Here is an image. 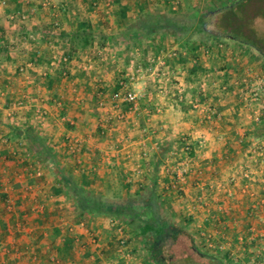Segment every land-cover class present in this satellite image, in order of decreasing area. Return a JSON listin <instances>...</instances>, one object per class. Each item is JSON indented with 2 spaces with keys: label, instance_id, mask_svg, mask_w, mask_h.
<instances>
[{
  "label": "rangeland",
  "instance_id": "rangeland-1",
  "mask_svg": "<svg viewBox=\"0 0 264 264\" xmlns=\"http://www.w3.org/2000/svg\"><path fill=\"white\" fill-rule=\"evenodd\" d=\"M42 1L43 0H27L28 4L25 6V9H27L28 11L27 10L17 11L12 9L10 10L7 4L6 3L3 4L2 0H0V25L4 27L3 32H6L5 35L3 36L5 39L8 40L7 51L10 54V56L12 55L11 58L8 59L6 58L5 55L8 54L7 52L4 53L3 55L0 54V151L2 152V155H7L6 153L10 152V149H13L12 144L14 143L11 141V139L13 141H17L18 139L17 137H14V135H11L10 137L6 136L5 134L6 130L7 128H9L8 121L18 120L19 127L22 125L25 126L26 122H24V118H28V117L30 118L31 116L36 120L40 119L41 127L52 129L54 128L53 125L54 122L52 123L51 121H53V118L51 120L49 117H53V115L55 116V113H58V111L60 112L62 110L61 107L66 106L67 108L68 105H70L69 107L70 110H72V112L74 111L77 112L78 106L77 105L75 106V104H77V101H80L83 98L85 100L89 99L88 103L90 102L89 103L90 106L80 105L78 112H80L82 115H87L86 119L95 118L96 117L95 113L98 114V112L100 113V117L103 114V117L101 118V120H98V122L92 120L86 124V129L90 130L88 134H90V137L94 142L93 145L97 144L96 142L97 139L94 140L93 138H96L98 133L99 135L103 134L102 132L98 131V128L104 129L105 131L104 135L106 133L108 134L110 133L109 136L112 139H114L115 144L120 145L119 147H122L127 143L129 144L130 142L136 140L137 131L140 132L139 134L143 132V130L140 129L139 127L140 123L142 126L144 125L146 127L145 132L151 131L152 132L151 135H153L154 137L171 133L172 132L171 130H177L180 131V133L187 132L190 133V135L193 134L196 136L195 137V140L197 141L196 145H199L197 155H194L192 157H185L183 155L180 156L181 155L180 153L177 155L176 152L174 153V156L176 158L174 161H172L170 158L169 160L166 161V163H168L170 167L169 168L170 170L167 172L168 175L166 181H163L166 183L165 185H163V187H165L164 191L165 192L167 191L166 194L168 195V197H170V199L168 200L166 207L164 206L160 209V213L163 219L179 227L184 232L183 236H181V239L174 246V248L173 249L171 248L169 250V252L171 253L172 260L174 261L173 264H221V263L228 264L229 261L232 260L231 258L235 259L236 262H240L241 264H264V216L261 218L257 217V219L251 220L252 225H255L256 232H258V237L256 236L254 240L250 239L252 243H249V240L248 242H244L246 243V245L250 244L251 246H255L257 248L255 251L247 250L248 252L250 251L253 252L252 257L246 254V251L241 249V247L239 248L238 246L233 251V254H231L232 249L231 250L224 249L222 247L217 248V246H211V245L208 246L204 243V239H209L208 243L216 244L215 240L212 241L213 237L212 236L207 237V233L205 235H202L199 231L194 230V227L191 225L190 222H185L184 220L191 216L190 213L194 214V212L196 211L199 214L194 218V220L196 223H202L203 212H200V210H203L204 207L206 206V204H203L202 201L203 199L202 195L206 192L205 188L200 190L203 192L200 193L199 197H195L196 198L195 201L190 202V200L194 198L192 196L195 195L192 193V191L195 190L194 188L197 187V185L192 184L193 182L190 185L188 184L183 185L180 184L182 183L181 181L180 183H178L179 181H177V184L171 183V181L174 179V176L177 174L176 171L178 170L177 169L178 166L181 165L183 162L188 161L191 167L193 165L191 164L193 163V160L197 161L198 159V162L205 161L204 157H207L206 155L207 150L216 149V148L218 149L229 141L230 143L228 144V146L231 148L232 153L228 154V158L225 161L233 162L238 160L250 165L251 169L241 170L243 174L242 176L248 180L247 183H250L249 180L250 179L253 180L252 177L258 175L256 177L260 178V181H262L264 185V142L262 143V141H264V138H262V140L260 139L261 140L260 143L257 140L254 141L250 140L249 145L244 147L241 143V139L243 138L242 127H244L245 125H249L251 123H255L257 119H259L260 114L264 111V61L262 54L255 49H245L235 41L230 40L228 38H223L219 44V47H221L223 52L222 55H216L214 50L211 51L210 54L204 55L202 61L205 63V66L206 65L208 66V71L202 76H200L201 75L200 73L199 77L195 78V80L193 79L192 82L194 83V85H197V87L200 83L202 84L204 89L208 92L207 99L204 102L199 103L195 99L191 100V98H193L192 96H190L191 94L188 95L185 93L183 94L185 95V97L182 98L183 100L180 97H179L180 100L178 99L179 100L178 102H183L184 103L183 105L189 109V111L187 112L188 122H186L188 123L187 124L188 127L187 125H185L186 123L180 124L181 122L177 121L178 118L179 120L181 119L176 112L178 111V109L180 111L183 110L178 107L175 109V107H173L174 105L172 104L173 103L172 101L175 99L174 94H172L173 92L172 84L174 83L175 80L171 77L170 73L168 72L169 67L168 69L164 67L167 64H162L160 62L163 60V58H160V56L163 55L164 53L160 52L159 48H154L152 46L153 43L148 41L147 43L146 42L143 43L140 47L138 48L136 47L130 50L129 53L127 52L118 53L117 59L120 60L113 61V59L115 58H108L102 63L99 62L98 64V62H96L99 67L98 69L102 68L104 69L102 71L105 72L104 74H102V71L99 73L100 78L103 79L104 77H110L112 80L113 77L117 79V77L121 75L119 71L117 73V66L118 65L121 66L124 64L123 59L125 57H128V55L131 57V60H129L130 63L136 64V62H138V65L136 66L140 68V71L136 72L135 77L131 80L132 81V85L130 84L132 87L131 90H134L138 95H140V97H143L145 90L147 89L150 91L155 90V95H157L156 99L162 104V106L159 107L160 112L155 113L161 117L159 118L158 122L155 121L152 124L150 123L149 120H147V118H145L144 114H140L136 117L138 121V123L136 124L135 122H133V120H123V118L118 117V113H126V111H123L125 109H120V111L114 109L112 112H110L105 116L103 113V111L105 110L100 109L101 107L96 105L98 101L90 99L89 93L91 89L88 85H86L87 87H85V84H83V81H85V79L83 72H81L82 67L83 68L84 66H86L87 68L89 67L88 61L90 60L88 59L75 58V62H74L75 66L72 67V64H70L71 68L68 69L69 71L70 70L72 71L71 74L68 77L59 79L60 81L55 82V84H64V87L61 88L55 85L54 89H50V87L47 85L48 75L45 74V72H47L48 74L49 73L52 74L54 77L56 76V70L60 69V67L56 63L57 58H55V54L59 56L62 50H64L63 47L65 46V43H67L65 40L59 39L57 36L51 37L52 35H50L49 37H38L34 33H32L34 36L37 37L36 47L28 50L29 48L25 49V47L20 45L18 48L12 46L13 43L19 41V39H21L20 37L23 36V35L19 36L20 29L22 26L25 27L26 29L36 30L38 28H41L42 25L47 24V22H50L52 25L53 15L51 13H53L55 9L58 11L59 19H61L64 28L66 29L71 28V21L69 20L66 21L67 20L66 11H69L71 13V10L73 8H76L75 6H73V4H76L78 0H51L52 3L50 5L52 6L49 5V7L43 6ZM87 1L88 0H82V3H87ZM234 1L236 0H190L191 5L194 4L195 7L198 8L200 12L206 9H210L211 7L220 6L223 3L224 4L231 3ZM61 4L64 5L65 13L63 9H60ZM151 4H152L151 7L155 6L152 2ZM146 5L150 8V5L148 3ZM87 6L88 5H86V7ZM29 7H31V10H29L30 9ZM176 7L177 6H174L175 9ZM174 8L172 11H176L174 10ZM178 9L180 10L181 6H179ZM64 14H66V16H64ZM245 16L246 17L244 18L246 19L245 21L246 26L249 27L250 30L254 33L255 37L253 40L255 41V44L260 46L264 50V0H254L253 3H250V5L248 6L247 14ZM65 17L66 20L64 19ZM101 23L105 27V28L101 27V30L103 29L107 30L110 27V25L106 22H103V20H101ZM113 25L115 26V29L117 31H119V29L121 28L119 26V22L114 23ZM215 26L216 23L214 25V28ZM195 37L200 38V37H205V35L204 34L195 35ZM49 39H51V44H47L48 43L47 40L49 41ZM207 42H208L207 44L210 43L211 45L215 46L213 40L209 39L207 40ZM161 44L162 42H159L158 45ZM174 45L176 46L174 47ZM176 47L177 44H175L174 42H169V47L166 49L167 51H165V53L167 55L168 54L171 55V53L175 51L174 49H176ZM35 49H39L38 50L39 54H42V57L45 58L47 63H45L44 61L41 62V64H35L38 67L37 71L34 70V67L25 69L23 72L19 71L18 66L30 61L28 59L30 52H32ZM157 54H159L160 56L156 57L155 55ZM89 55L94 58L96 56L94 52L90 53ZM169 55L167 56L169 58L168 60H170L171 58ZM49 56H51L50 61L49 59H47L49 58ZM97 57L98 56H96L95 60H97ZM13 58L15 60H13ZM48 61L50 62L49 64L52 66L48 65ZM228 63L230 64V66H232V69L235 68L233 71L228 72L223 68L224 65ZM77 66L80 69V71H78L77 73V81L78 82L80 81L78 87L77 84H74L75 82L73 84L72 83L69 84V81H73L72 80L73 78L71 79V77H74V73L75 71H77ZM106 67H108L107 68L108 70H105ZM163 70L165 71L163 72ZM89 75H87V77H89ZM93 75H95V78L100 82V80L96 77L97 74H93ZM31 77H34L33 79L35 80H30L33 82H28V80ZM91 79L92 82L96 81L93 80V78ZM107 79H108L107 81H109V78ZM37 85L40 87L39 92L37 91L34 92V90H36L35 86ZM110 87L114 88L115 83L114 84L111 83ZM110 87L106 91L107 92L106 97H109L112 91H114V89ZM35 100L40 101V104H38L39 106H32V104L33 105L35 104ZM64 100L68 105L63 104ZM110 100L112 101L113 99L111 98ZM141 101L142 98H139L138 99L139 105H141ZM20 102L22 103L19 104ZM185 102L187 103L185 104ZM195 102L198 103V105L196 104L197 107L193 106L189 108V103H195ZM212 106L213 109H211ZM183 113L185 112L183 111ZM207 113L208 115L210 114L212 116L211 119L209 118L206 119L203 116L204 114ZM189 124L193 125V127L189 126ZM58 125L60 127H63L62 123L60 124L58 122ZM58 125L55 127L59 128ZM82 125L83 123H81L80 126ZM137 125L139 127L138 129L136 128ZM121 137L126 139L128 142H125L124 140L119 141L118 139H121ZM74 138H77V135L72 137L69 136L66 139L65 151H67L66 147L68 141ZM92 141L91 143H93ZM7 145H11L10 149L9 147H6ZM93 145H89V147H91L90 150L93 149ZM19 146H21L20 147L21 149L18 147L20 149L18 151L19 159L24 155L28 154L27 153L28 151H33L32 147L28 145L23 144ZM134 147H136V145H130V148H134ZM112 149H115L114 145ZM174 149L176 150L177 147ZM132 151L134 152V154L126 158L125 160L126 161L128 160L127 162L131 163V165L134 164L135 167L138 166L137 168H140L142 172L137 174L133 170V168L129 169L131 172H135L129 176L131 177V180L134 181V184L131 188V192L130 193L125 192L124 190L125 187H123V185L121 184V175L124 174L125 172L122 173L115 172L119 168L118 164H115L114 172L112 173L113 175L112 179L114 180V185L109 186V188L108 187L104 188V186L100 185L96 190L99 192L104 191L105 198L110 203H123L127 200H131L136 203L141 202L140 199H137L133 196V193H135V191L137 190L136 183L140 181L142 182L144 179H146L149 170L145 171L144 169L149 167L150 158L145 159L142 157L143 149H137L135 151L131 150V152ZM18 152L16 156L18 155ZM63 153L65 154V157L68 159V161H72V159H76L77 156L81 157L80 155L81 151H79L77 155H70L68 152L67 153L63 152ZM11 156L13 155L11 154ZM95 158L96 157H94L93 159ZM33 159H31L32 164L36 163L35 154L33 155ZM120 159L121 160L119 159L118 160L119 161L123 160L122 158ZM0 163H2V165L5 164L7 171H9L8 174L5 173L6 177H9L10 175L16 176L15 172L19 173V169L17 170V166L16 169H12L7 166V163L4 160H2V162ZM19 165H20V171L24 172L25 171L24 162L21 161ZM29 167L31 168V166ZM75 168L77 170V167ZM43 176L34 177L33 175L32 178H28V180L26 181H28V186L30 185V188L28 187L29 190L24 191V194L30 196L29 210L32 209L31 211H34L35 215L44 214V212L38 210L37 207L39 204L43 205V209L46 213H51L54 215V217L50 218V220H46L44 219V216H42V219L46 222L47 229L45 228L43 230V224L40 225L39 227V231L40 230L44 231L47 234V236H49V232H50L49 229L53 230L57 228L59 230V234L56 236L55 241L53 243L51 241H48L49 244H52L51 246V249H53L52 251L56 252V250H54L55 247L65 243L66 240L61 241L58 239V237L62 233H64L62 235H64L66 238H71V235L68 234V230H67L68 229L67 225L69 223H75V222L78 223L79 221H84L87 225L86 227H88V230L82 228L81 226L77 228V234L78 235L82 234L83 237L77 241L75 240L76 242L75 244L77 248V254H76L77 257H74L73 260L71 259L70 260L75 264L78 263L79 264H125L126 259L123 256L125 250H122L123 248H121L120 250H118L119 248H116L112 256L101 255L99 261H95L96 258L95 259L91 258L90 261L84 263L83 261L84 257L82 255H84L86 249L94 250V256H97V254L99 255L101 253L100 246L103 247L104 245H106L110 238L112 241L113 240L116 241L117 235H115L114 232L112 233V229H110V225L108 222H104L101 220L102 217L100 218L96 217L95 219L92 220L91 219L78 220L75 217V212L71 205L66 204L63 206L60 205L58 206L57 204L60 203V200L58 199L56 201L53 200L55 199L54 197L56 196L52 191V187L51 188L48 187L47 189L41 188V191L36 190L35 186H37L38 181L42 182ZM3 178L5 179V176H3ZM188 178L190 180L194 179L195 171L191 172L190 170L189 174L186 176V180H188ZM8 180L9 182H13L15 178L9 177ZM241 180H243L242 177ZM19 183L20 182L12 183L13 188L9 189V191H11V194H13L14 190H17L18 187L20 188V190L23 189V187L21 186L22 184ZM173 184L175 186H173ZM166 185H168L169 187ZM40 186L42 185L40 184ZM254 186H255L254 184L251 185L250 187L245 186L242 191L246 193H249V191L254 193V191H256L258 194L264 196V186L259 187L260 185H258L256 186L257 189L256 187L254 188ZM31 187L32 189L34 188L32 195H30V192H32ZM231 190H233L232 187ZM210 194L213 195L214 193L210 192ZM16 197H18V194L15 193L14 201H16L17 199ZM39 197H43L44 200L40 201ZM213 198L210 199L207 205L214 203L213 206H211L212 209L213 208L217 209L219 207L218 209L221 210V207H224V204L220 202L221 200L219 201V199L222 198L221 195L216 194L214 195ZM29 202L26 201V203ZM32 203L35 205L33 208H32ZM228 203H229L228 204L229 207L227 208L229 209L228 211L233 212V210H237V206L239 205L235 201L232 202L229 200ZM258 207L261 210L264 209V200H259ZM261 213L263 212L261 211ZM35 215L33 214V217ZM221 219L222 220L216 219V221H214L215 219L211 218L209 221H206L207 222L206 225L207 227L213 230L216 229L223 232L222 237L224 240L222 243L218 244V245L221 244L222 246L226 244L225 242L226 240L227 241L231 240L229 237L233 238V233H235L238 229H241V227L242 228L248 227L247 223L248 220H250L247 218H238V217L237 218L232 217L230 219L228 218L226 219L221 218ZM217 221L219 223L221 222L222 224L217 225ZM243 221H245V223ZM32 222L33 221L28 219L24 227L22 225V227L27 228V230L26 231L24 230L23 232L22 229V231L19 234L16 232L17 235H22L21 237L23 238L22 241L24 244L27 243V245L28 243H31V241L34 238L33 233L29 232L28 230L29 228L32 227L31 226ZM64 222L67 224H65ZM125 229L127 236H129L131 242L130 248L132 249L133 252L129 258L130 259L129 264H152L153 261L151 260L148 254V251L146 249L147 246L145 244L144 239H141L140 237L131 236L132 229L130 226H127ZM202 236L203 237L205 236V238H202ZM192 246L195 247V249H192ZM54 252H50L51 254L45 256V258L49 257L48 259L50 261V264H54L57 261V259L60 260L59 258L60 256H57ZM230 254L231 257L229 258ZM39 256H42L41 253L39 254ZM39 256L37 257V259L39 258ZM37 259L26 260V258H24L26 263H29V261H31L30 264H37ZM20 262L21 264L23 263L22 261ZM14 264H18V261L14 262Z\"/></svg>",
  "mask_w": 264,
  "mask_h": 264
},
{
  "label": "crops",
  "instance_id": "crops-1",
  "mask_svg": "<svg viewBox=\"0 0 264 264\" xmlns=\"http://www.w3.org/2000/svg\"><path fill=\"white\" fill-rule=\"evenodd\" d=\"M175 1H178L180 3V0H174L172 7L178 6L179 3L175 4ZM187 1L190 2V0H187ZM90 2L92 4H89V6H87V7H86L87 3H82V0H78V2L76 4H73V6H75L76 8L72 7L73 9L71 10V13L68 12L67 20H66V17L64 18L66 21H68V20L71 21V28H69V29L64 28L62 21H60L61 28L64 30H71V29L75 28L73 26L76 25V23H75L76 18L75 17L77 16V12H78L80 14H84L85 18L90 17L92 23L95 25V28L97 30H101V27L103 25L101 23V20H103V22L108 23L110 25V27L107 30L106 29L102 30V31H105L108 33L111 30L112 31L115 30V26L113 24L118 22L117 21L118 18L115 19L116 17H114V14H113L117 8H118V10H119V7L124 8V10L126 9L127 12L129 14H131V13H135V11L137 12V11H141V10L142 11L147 10L149 8L146 5L147 3L149 5L151 4V2L154 4L153 0H124L123 3H121V5L120 4L114 5L111 0H90ZM166 5H167V3L164 2V0H163V1H160L157 6L164 9ZM151 6H152V4L150 5L149 9L154 8V6L153 7H151ZM76 10H77V12H76ZM64 16H66V14H64ZM50 24H51L50 22H47V24H44V25L49 26ZM44 25H42V26H44ZM51 37H56V36L52 35ZM47 42H48L47 44H51V39H49V41L47 40ZM171 42H173V41H171ZM65 45H67V43H65ZM122 46H123V43H121V47ZM175 46L176 45H174V47ZM116 48H117V46L115 47V45L112 44L109 40L105 44V47H100L99 45H97V42L94 41L92 47H89L85 50H80L74 54L73 59L71 61L72 67L75 66L74 65L75 58L76 59L82 58V59L90 60V61H88L89 67L87 68L86 66H84V68L82 67V69H81V72H83L84 79H85V81H83V84H85V87H87L86 85H88L90 87V89H92L93 91H95L97 89H103L104 90L103 95L100 94V98L99 97L98 98L103 99L105 101L106 107L99 105V99L97 100L98 102L96 105L100 106L101 107L100 109L105 110V111H103L105 116L107 114H109L110 112H112L114 109H116L117 111L118 110L120 111V109H125V110H123V111H126V113H124L125 115L123 117V120H133V122H135L137 124L138 121H137L136 117L140 114L145 115L148 112V110H147L148 105L154 104L155 108L153 109V111H151V115H150V117L149 116L147 117V120H149L150 123H152V124L155 121L158 122L159 118H161V117L155 113L160 112L159 107H161L162 104L156 99L157 95L155 96V99L144 97V99H142V101H141V105H139L141 107H139V110L136 113L129 112L128 108H125L123 106L124 102H122L120 99H114L113 98L116 93H120V91L123 90L122 87L120 89L116 90L117 85L121 84V82H123V81H124V83H126V85H128V88L130 86L129 90H131V88H132L131 87V85H132V81H131L132 80V77H131V69L132 68L131 67H134V68L138 67V66H136V65H138V62H136V64L129 62L128 65H124V64L121 66L118 65L117 66V73L119 71L121 75L118 76L117 79L115 77H113V80L110 77H104L103 79L100 78L99 73L104 69H102V68L98 69L99 67H98L96 62H98V64H99V62L102 63L105 60H107L108 58H115V59H113V61L120 60V59H117L118 53L115 52ZM108 50H109V52H108ZM202 50L203 49H201V53L199 56L197 53L198 61H202V58L204 57V55L207 54V53L205 54ZM92 52H94L95 55L98 56L97 60H95L96 56L94 58V57L89 55ZM173 52L178 53V51H176V50ZM132 54H133V51H132ZM168 55L166 53H164L161 56L159 54H157L155 56L156 57L160 56V58H163V61H164L163 64L168 65V66L165 65L164 67L166 69H168V67H169L168 72L170 73L171 77L175 80L174 83L172 84V90H173L172 94H174V96H175V99L172 101L173 102L172 104L174 105L173 107H175V109L177 107L182 109L181 105H180L181 102H178L180 100L179 97L181 98V96L184 93L188 94V95L191 94L190 96L193 97V98H191V100H193L197 96V93L195 92V90H197V85H194V83L192 82V80L193 79L195 80V78H190V77L188 78V76H187V69L190 67L192 62L190 63V61H188L187 64L183 65V64H181V62H179L180 61V57H179L180 55L179 54L177 55L175 53L174 54L171 53V55H169L171 57L170 60H168L169 59L167 57ZM172 56H175V57H172ZM49 57H50V59H49V61H50L51 56H49ZM160 58H159V60H160ZM13 60H15V59L13 58ZM130 60H131V57H130ZM191 60H194V59H191ZM49 61H48V65H50ZM45 63H47V62L45 61ZM203 65L205 66L204 62H203ZM50 66H52V65H50ZM107 68L108 67H106L105 70H108ZM34 70L37 71L38 67L35 66ZM78 71H80V69L77 66V71H75L74 77H71V79L73 78L72 79L73 81H69V84L70 83L73 84L75 82L74 84H77V87L80 84V81L79 82L77 81ZM164 71L165 70H163V72ZM207 71L208 70L201 72L200 76L207 73ZM104 73L105 72L102 71V74H104ZM93 74H97L96 77L100 80V82L95 78V75H93ZM50 75H52V74H50ZM87 75H89V77H87ZM134 77H135V74H134ZM33 78L34 77H31L28 80V82H33V81H30V80H35ZM91 78H93V80H96V81L92 82ZM107 78H109V81H107L108 80ZM104 80H106V81H104ZM111 83L112 84L115 83L114 88L110 87ZM55 85L57 87H61V88L64 87V84H55ZM35 87H36L35 88L36 90H34V92L35 91L39 92L40 87L38 85ZM109 87L114 89V91H112L111 95L109 96L110 99L112 98L114 101L113 100L111 101L109 99V97H106V95H107L106 91L108 90ZM37 97H38V95H37ZM35 98H36V96H35ZM88 100L89 99L85 100L83 98L80 101H77V104H75V106L76 105L78 106L77 112H75V111L72 112V110H70V107H69L70 105H68L64 100L63 104L68 105V114L65 116H62V115H60V112L58 111V113H55V116L53 115V117H49L51 120L53 118V121H51V122L52 123L54 122L53 123L54 128H52V129H47V128L41 127L40 126V124H41L40 119L36 120L35 118H33L31 116H30V118L29 117L24 118V122H26L25 123L26 125L25 126L22 125L20 127L21 128L24 127L23 129H25L29 126H33V127H35V130L37 133L44 134L48 138H50L52 143L55 145L57 151L59 152V157H60L61 163H63L69 170H71L77 179H82L83 176L85 175L87 180H88V183H89L88 185L90 188L97 190L98 186H100V185L104 186V188L105 187L109 188V186H113L114 180L112 179V177H113L112 173L114 172L115 164H118V167H119L115 171L116 173L117 172H120V173L125 172L124 174L121 175V184L123 185V187H125L126 184H128L129 182L132 181L131 177H129V176L132 175L133 173H135V172H131L129 169L133 168V170L135 171L136 168L138 167V166L135 167L134 164L131 165V163L127 162L128 160L127 161L125 160L126 158H128L134 154V152L133 151L131 152V150L135 151L137 149H147L149 151V156H150L157 149V144L161 140H163V138L165 136H167V134H163V135L154 137L153 135H151L152 134L151 131L145 132L146 127H142V125L140 123L139 127L142 130L144 129L143 132L141 134H139L140 132L137 131L136 140L130 142L129 144L124 143L125 145H123L122 147H119L120 145L115 144L114 139H112L109 136L110 133L109 134L106 133L105 135H104V133L102 135H99V133H98L96 138H93L94 140L97 139L96 140L97 144L93 145L94 142L92 141L90 134H88V132H90V130L86 129V124L92 120L98 122V120H101V118L103 117V114L100 117V113L98 112V114L95 113V116H96L95 118L86 119L87 115H82L80 112H78L80 105L90 106L89 105L90 102L88 103ZM186 103L187 102H185V104ZM38 104H40V101L35 100V104L34 105L32 104V106H39ZM190 104L191 103H189V105ZM176 113H177V115L180 116L181 120H179V118L177 119V121L181 122L180 124H184V123L188 122L187 121L188 120L187 119L188 113H186V112L183 113V111H180L179 109ZM105 116H104V119H105ZM8 122H9L8 123L9 128H7L5 134L7 137L8 136L10 137L11 135H13V129L19 127V123H18V120L17 121L12 120V121H8ZM58 122L60 124L62 123L63 127H60L58 125ZM69 123L71 125H73L72 128H70L68 126ZM81 123H83L82 126H80ZM187 124L188 123H186L185 125H187ZM57 125L59 126V128L55 127ZM189 126L193 127V125H191V124H189ZM80 127H82V128H80ZM139 127L137 125L136 128L138 129ZM187 127H188V125H187ZM83 129H85V130H83ZM134 129H135V127H134ZM81 131H83V132H81ZM98 131L103 132L104 129L98 128ZM92 132H94V131H92ZM22 133H23V131H20V134H22ZM75 135H77V139L80 141V144H79L80 150L79 151H81V154H80L81 157L77 156V163H76L75 159H72V161H68V159L65 157V154L63 153V152H65V145H66L65 141H66V139L69 136L72 137ZM173 135L175 138H178V139L186 137L189 141H192V142L197 144V141L195 140L196 136L193 134L190 135V133H187V132L180 133V131H176L175 133H173ZM127 137H128V135H127ZM122 138L123 137H121V139H118V140L119 141L124 140L125 142H128L126 139H124V138L122 139ZM11 141L14 143V144H12L13 149H10L11 145H7L6 147H9L10 152H7L6 154L7 155L12 154L14 156V160H15V163L17 166V170L19 169V173L15 172L16 176L10 175L9 177L15 178V180L13 182H20L22 184L21 186L23 187V189L20 190V188L18 187L17 190H14V192L12 191L13 194H11V191H9V189L13 188V186H12L13 182H9V180H8L9 177H6V175H5V173L6 174L9 173V171H7V169H6V165L5 164L2 165V163H0V165H1V168H0V264H14V262H17V261H18V264H21L20 261L23 262L22 264H30L31 261H29V263H26L24 258H26V260L27 259H35L36 260L40 253L42 256H39V258L37 259V264H47L46 260H45V256L51 254L50 252H54V251H52L53 249H51L52 244H49L48 240L44 239L45 237H47V234L42 230L39 231V227L42 224H43V230L46 228V222L42 219L43 214H41V215L36 214L35 215L34 211H31L32 209L29 210L30 209V202H29L30 196L27 194H24V191L29 190V188H30V185L28 186V181H26V180H28V178H32V176H33L32 173H33V170L36 168V165L37 166L40 165L37 163H33V164L31 163V159H33V155H34V151H35V146H33V144H31L32 145L31 146L30 141L26 138H18L17 141H13L11 139ZM91 141L93 143H91ZM226 143H227V147H225ZM226 143L218 149L216 148V149L207 150V153H206L207 157H204L205 161L198 162V159H197V161L193 160V163H191V164H193L191 166V172L195 171V178L191 179L192 181L188 178V180H186V182L180 183V181L177 179V176L175 175L174 179L171 181V183L177 184V181H179L178 183H180V184L190 185L193 182L192 184L197 185V187L194 188L195 189L194 191H196V192L192 191V193L195 195L192 196L194 198L191 199L190 202L195 201V199H196L195 197H199L200 193L203 192L200 190L205 188L206 192L202 195L203 199L201 198L203 201V204H206L204 209L200 210V212H203L202 223H196L195 222L194 218L196 216H198V214H199L196 211L194 212V214L190 213L191 216L189 218H190L191 225L194 227V230L199 231L202 235H205L207 233V237L212 236L213 237L212 241H214V240L216 241V244H211V243H208L209 239H204V243L206 245L217 246V248L222 247L224 249H230V250L232 249L231 254H233V251L238 246L239 248L241 247V249L246 251V254H248L249 256L252 257L253 252H251V251H253V250L255 251L257 248L255 246H251L250 244L246 245V243H244V242H248V240H249V243H252V241H250V239L254 240V238L256 236L258 237V232H256L255 225H252L251 220L257 219V217L261 218L264 216V209L261 210L258 207L259 200H264V196L261 194H258L256 191H254V193H252L251 191H249V193H246V192H243L242 190L244 189L245 186L250 187L253 184L255 185L254 188L258 185H260L259 187L264 186V185H263V182L260 181V178L256 177L258 175H255V177H252L253 180L250 179L249 180L250 183H247L248 180L242 176L243 174H242L241 170L251 169L250 165L243 163L241 161H238V160L233 161V162L232 161H225L228 158V154L232 153L231 148L228 146V144L230 142L228 141ZM23 144L32 147L33 151L27 152L28 154H26V155L28 157L26 155H24L23 157H21L19 159V152L18 151L21 149L20 148L21 146H19V145H23ZM89 145H93V149L90 150L91 147H89ZM113 145L115 146V149H112ZM130 145H136V147L130 148ZM176 146H177V144L174 146V148H176ZM15 147H17V148H15ZM198 147H199V145L195 146V155H197ZM17 152H18V155L16 156ZM62 154H63V156H62ZM7 155H3L2 158H4V156H7ZM94 157H96V158L93 159ZM23 158H25V159H23ZM120 158H122L123 160L119 161V160H121ZM79 160H80V163L78 162ZM21 161L24 162V164H25V166H24L25 171L23 170L24 172L20 171V165L19 164L21 163ZM33 161H34V159H33ZM29 166H31V168ZM75 167H77V170ZM169 168L170 167H169L168 163H166L165 165H163L162 169L159 171V173H160V185L162 187H163V185L166 184L163 181H166V178L168 175L167 172L170 170ZM149 169H150V165H149V167H147L144 170L147 171ZM44 171H45V169H44ZM141 172H142V170H141ZM44 175H46V171H45ZM3 176H5V179L3 178ZM241 177L243 178V180H241ZM189 180H190V182H189ZM132 182L134 184V181H132ZM40 184L42 186H40ZM174 184H173V186H175ZM52 185H53V179L45 178L43 180V178H42V182L38 181L37 186H35V189L38 191H41V188H43V189L44 188L47 189L48 187L51 188ZM166 186H168V185H166ZM231 187L233 188V190H231ZM251 188H253V187H251ZM256 189H257V187H256ZM31 190H32V192H30V195H32L34 188L32 189V187H31ZM124 190H125V192L127 191L126 189H124ZM102 192H104V191H102ZM210 192H212L214 194L211 195ZM15 193L18 194V197H16L17 198L16 201H14L15 200ZM216 194L221 195V197H222L221 199H219V201L221 200L220 202L222 204H224V207H221V210L218 209L219 207L218 208L216 207L217 209H215V208L212 209L211 206H213L214 203L207 205L209 203L210 199L213 198L214 195H216ZM262 196H263V198H262ZM54 198L55 199H53V200L56 201L57 196ZM39 200L42 201V200H44V198L39 197ZM229 200L232 202L235 201L239 205V206H237V210L232 209L233 212L228 211L229 209H227V208L229 207V205H228ZM26 201H28L29 203H26ZM25 203H26V205H25ZM66 204L72 206V203L70 200L60 201V203L57 205L63 206ZM34 206L35 205L32 203V208ZM261 211L263 213H261ZM42 212L45 213L44 210ZM33 214L35 215L34 217L37 218L38 220H36L33 217ZM31 217H32V219H31ZM232 217L250 219V220H248V223L246 221L248 227H246V228L241 227V229H238L235 233L232 232L233 238L229 237L231 239L230 241L226 240L225 241L226 244L223 246L221 244L218 245L219 243H222L224 240L222 237L223 232L216 230V229L213 230V229L207 227L206 221H209L211 218L215 219L214 221H216V219L222 220L221 218L230 219ZM3 218L5 219V222H7V227L4 229H2V227H1V223H2L1 221ZM28 219L33 221L31 223L32 227L29 228L28 230H29V232L33 233V235H34V238L31 241V243H28L29 246L27 245V243L26 244L23 243V241H22L23 238H21L22 235H17V233L19 234L22 231V229H23V232H24V230L25 231L27 230V228H23V227L26 224ZM108 219H109V217H102L101 218V220L104 222H108ZM36 221H38V222L36 223ZM39 221H41V223H39ZM243 222L245 223V221H243ZM218 223L219 222L217 221V225L222 224L221 222L219 224ZM22 225H23V227H22ZM210 230H211V232H210ZM39 232L42 233V235L40 237L42 238L43 241H39L38 243H35L36 239L39 237V235H38ZM202 238H205V236L204 237L202 236ZM32 242H33V244H32ZM247 250H251V251L248 252ZM231 254H230V256L228 255L229 258L231 257ZM15 259H17V260H15ZM231 259L232 260L229 261V264H238V263L240 264V262H236L235 259H233V258H231ZM65 261L66 262L64 263V261L57 259L56 264H75L71 260H68V261L65 260ZM152 261H151V263H152ZM33 263H34V261H33ZM152 264H158V263L153 261Z\"/></svg>",
  "mask_w": 264,
  "mask_h": 264
},
{
  "label": "trees",
  "instance_id": "trees-1",
  "mask_svg": "<svg viewBox=\"0 0 264 264\" xmlns=\"http://www.w3.org/2000/svg\"><path fill=\"white\" fill-rule=\"evenodd\" d=\"M111 1L114 5H121L124 0ZM160 1L153 0L155 4L153 9L135 11V13L131 14H129L126 9L124 10V8L119 7V10L117 8L113 14L116 17L115 19L118 18L117 21L121 27L119 31L115 29L107 33L102 30H97L90 17L85 18L84 14L77 12V16L75 17L76 25L73 26L75 28L71 30H62L61 23L58 25H44L36 30L26 29L22 26L19 36H25L32 33L38 37H49L50 35H53L67 42V45L64 46V50H62V54L66 55L68 60L63 61L61 56L56 61L60 67V69L56 70V76L54 77L53 75L47 74V85L50 89L55 88V82L60 81L59 79L68 77L71 74V71L68 69L70 68L74 54L80 50L92 47L94 41H96L100 47H105V44L109 40L115 45V47L117 46L115 49L116 53H129L130 50L136 47L138 48L148 41L153 43L152 46L154 48H159L160 52L165 53V51H167L166 49L169 47V42L173 41L178 46L175 50L178 51V54L180 55L179 62L183 65L187 64L188 61H190V63L192 62L187 69L188 78H198L201 72L208 70V66L205 67L202 61H198L197 59V53L199 56L201 49H203L202 51H205V54H210L213 50L216 55L223 54L221 47H219L220 41L223 38L233 40L245 49L257 50L262 54L264 61V50L255 44V41L253 40L255 37L254 33L246 26V19L244 18L246 17L245 15L247 14L248 6L250 3H253L254 0H236L231 3H223L220 6L211 7L210 9L201 12L194 4L191 5L187 0H180L176 9L172 7L174 0H164V2L167 3L165 9L157 6ZM89 2L90 0L87 1L88 6L89 4H92ZM5 3L10 10L17 11L26 10L25 6L28 4L27 0H5ZM179 6H181L180 10L178 9ZM29 8V10H31V7ZM173 8L176 11H172ZM60 9H63L65 13L63 4H61ZM66 12V14H68L69 11ZM215 23L216 26L214 28ZM102 28H105L104 25H102ZM3 29L4 27L0 25V54L2 55L6 52L8 53V40L3 36L6 33L3 32ZM202 34H204L205 37H195V35ZM209 39L214 41L215 46L210 43L207 44V40ZM159 42H162V44L158 45ZM121 43H123L122 47L120 46ZM8 54L5 55L6 58L9 59L12 55L10 56V54ZM28 59L34 64H41V62L46 61L45 58L42 57V54H39L38 49L30 52ZM47 59H50V57ZM191 59H194L195 61ZM123 60L124 65H128L130 56L128 55V57H125ZM223 68L228 72L235 69L234 67V69H232V66H230L229 63L225 64ZM121 87L122 84L117 85L116 90ZM153 91L148 89L145 90L143 97L140 98L144 99V97H147L155 99V90ZM195 92L197 93V96L195 97L197 102H204L207 99L208 92L204 89L201 83L198 85ZM103 93V89H97L95 91L91 89L89 97L90 99L97 101V99L100 98V94L103 95ZM183 97H185V95H182L181 99ZM180 104L182 110L187 113L189 109L183 105V102ZM123 106L128 108L129 103L124 102ZM190 106L193 107V103L189 105V108ZM61 108L60 115H67L68 107L66 108V106H64ZM154 108V104L148 105V112L145 114V118L151 115V111H153ZM211 109H213V106ZM68 126L70 128L73 127L70 123ZM142 127L145 126L143 125ZM242 128L243 138L241 139V143L243 147L248 146L250 140H257L260 143L262 138H264V111L260 114L259 119H257L255 123L245 125ZM20 131H23V133L20 134ZM171 131V133H167V136L157 144V149L150 155V169L146 179L142 182L140 181L136 183L137 190L133 193V196L140 199V203L131 200H127L123 203L108 202L105 198L104 192H99L89 187L85 175L82 179H77L72 171L61 163L59 152L51 139L44 134L37 133L35 127L29 126L25 129L21 127L14 128L13 135L17 138H26L30 141V144L35 146L34 154L36 163H39L41 167L45 169L47 175L43 176V180L45 178L53 179V193L60 201H71L76 219L92 220L96 217L114 218L117 219L120 225L124 228L127 226L131 227V236L140 237L146 242L147 238L150 236L149 234L160 232L161 227L167 222L162 218L160 209L164 206L166 207L170 197L166 194L167 191H164L165 187L162 189L160 185L159 171L169 158L172 161L176 159L174 156V153L176 152L177 155L180 153V156L183 155L185 157H192L195 155L196 143L192 141L189 142L187 138H175L173 133L177 130ZM263 142L264 141H262V143ZM176 144L177 149L175 150L174 146ZM187 146L188 149H185ZM65 152L67 153L68 151ZM2 156V152L0 151V162L4 160L8 167L16 169V163L13 156H5L4 158H2ZM132 186V181L126 184V192L130 193ZM43 216L46 220H50V218L54 217L53 214L46 212ZM35 219L38 220L37 218ZM184 220L185 222H190V218ZM1 222L2 229L6 228L7 222H5L4 218ZM37 222L38 221H36V223ZM39 223H41V221H39ZM49 230V236L44 239L53 243L59 230L57 228ZM38 235L39 237L36 239L35 243L43 241L40 237L42 233L39 232ZM82 237V234H77L78 240ZM75 238V236H71V238L66 239L64 244L55 247L54 250H56V252L54 253L57 256H60L59 258L60 260L62 259L61 261L66 259L67 261L70 259L73 260L74 257H77ZM116 244V241H112L110 238L106 245L103 247L100 246L101 253L99 255L97 254V256H94V250L86 249L84 255H82L84 257V263L90 261L91 258H96L95 261H99L101 255L112 256L116 250ZM48 258L46 257L45 260L50 264ZM65 262L66 261H64V263Z\"/></svg>",
  "mask_w": 264,
  "mask_h": 264
},
{
  "label": "built area",
  "instance_id": "built-area-1",
  "mask_svg": "<svg viewBox=\"0 0 264 264\" xmlns=\"http://www.w3.org/2000/svg\"><path fill=\"white\" fill-rule=\"evenodd\" d=\"M42 5L45 6V7H49V5L52 3L51 0H43L42 1ZM2 3L5 4V0H2ZM179 2L178 1H175V4H178ZM52 6V5H50ZM55 8V6H54ZM53 8V9H54ZM57 10L55 9V11H53V13H51L53 15V24L55 25H58L60 24V19H59V14H58V11L56 12ZM58 17V18H57ZM21 39H19V41L13 43V47L15 48H18L19 45L20 46H23L26 48H29L28 50L34 48L37 46V37L34 36L33 34H29V35H23L22 37H20ZM37 50V49H35ZM32 51V50H31ZM34 51V50H33ZM205 52V51H203ZM177 54L176 52H173V54ZM62 56V57H61ZM62 58L63 61H67V56L66 55H63L62 52L61 54L58 56L55 54V58ZM162 60V59H161ZM160 61V60H159ZM162 64L164 63V61H160ZM36 65L32 62V61H28L26 62L25 64H21L18 66L19 68V71H24L25 69H28V68H33L35 67ZM140 71V68L137 67V68H132L131 69V77L132 79L134 78V74L136 72H139ZM45 74H48L47 72H45ZM65 74V72H64ZM122 84V91H120V93H116L114 95V99H120L122 102H128L129 103V107H128V110L129 112H132V113H136L138 110H139V102H138V99L140 98V95H138L134 90H129L128 89V85H126V83H121ZM142 96V95H141ZM22 102H20L19 104H21ZM196 104L198 105V103H193V106L197 107ZM99 105L100 106H105V101L103 99H99ZM39 110V109H38ZM124 113H118V117L120 118H123L124 117ZM111 116V115H110ZM206 119L209 118L211 119V115L208 113L207 114H204L203 115ZM111 118V117H110ZM104 133V131L102 132ZM79 144H80V141L77 139V138H74V139H70L68 141V144H67V151L70 155H77L79 150H80V147H79ZM185 149H188V146L185 147ZM142 157L143 158H150L149 156V151L147 149H143V152H142ZM76 160V163H77V158L75 159ZM80 163V160L78 161ZM178 170L176 171L177 172V179L181 182H186V176L189 174L190 170H191V167H190V164L188 163V161L186 162H183L181 165L178 166L177 168ZM135 172L138 174V173H141V169L140 168H137L135 170ZM45 174V171L44 169L41 167V166H37L35 169H34V177L35 176H39V177H42L43 175ZM38 210L39 211H43V205H38ZM65 223V222H64ZM108 223L110 225V229H112V231L114 232L115 235H117V239H116V248H119L118 250H120L121 248H123L122 250H125L124 251V258L126 259V263L125 264H129V261H130V255L133 253L132 252V249L130 248V240H129V236H127V233H126V229L120 225L119 221L117 219H114V218H109L108 219ZM67 224V223H65ZM82 227V228H85L88 230V227H86V223L84 221H79L78 223L75 222V223H69L67 225V230H68V234L71 235V236H75V240L77 241V228L78 227ZM64 234V233H62ZM60 235L58 237L59 240H66L67 238L64 236V235ZM96 240V239H95ZM127 248V250H126Z\"/></svg>",
  "mask_w": 264,
  "mask_h": 264
},
{
  "label": "flooded vegetation",
  "instance_id": "flooded-vegetation-1",
  "mask_svg": "<svg viewBox=\"0 0 264 264\" xmlns=\"http://www.w3.org/2000/svg\"><path fill=\"white\" fill-rule=\"evenodd\" d=\"M183 234L184 232L179 227L169 222L161 227L160 232L149 234L145 243L150 258L158 264H173L169 250L174 248ZM192 249L195 247L192 246Z\"/></svg>",
  "mask_w": 264,
  "mask_h": 264
}]
</instances>
